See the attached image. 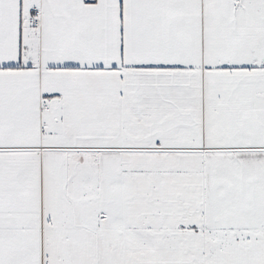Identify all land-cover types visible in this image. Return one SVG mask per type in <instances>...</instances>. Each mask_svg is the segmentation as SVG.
<instances>
[{
	"label": "snow or ice",
	"instance_id": "1",
	"mask_svg": "<svg viewBox=\"0 0 264 264\" xmlns=\"http://www.w3.org/2000/svg\"><path fill=\"white\" fill-rule=\"evenodd\" d=\"M0 264H264V0H0Z\"/></svg>",
	"mask_w": 264,
	"mask_h": 264
}]
</instances>
